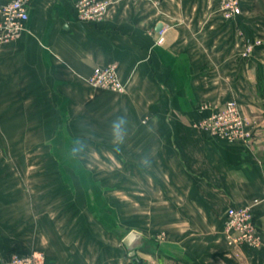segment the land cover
<instances>
[{
    "label": "crops",
    "instance_id": "1",
    "mask_svg": "<svg viewBox=\"0 0 264 264\" xmlns=\"http://www.w3.org/2000/svg\"><path fill=\"white\" fill-rule=\"evenodd\" d=\"M77 1L32 0L27 29L0 46V264L33 250L48 264H264V0L232 20L222 0H112L98 23L76 18ZM110 63L125 93L87 82ZM230 99L249 142L195 125ZM125 111L116 152L109 123ZM256 198L263 245L237 257L226 212Z\"/></svg>",
    "mask_w": 264,
    "mask_h": 264
},
{
    "label": "built area",
    "instance_id": "2",
    "mask_svg": "<svg viewBox=\"0 0 264 264\" xmlns=\"http://www.w3.org/2000/svg\"><path fill=\"white\" fill-rule=\"evenodd\" d=\"M32 0H0V46L16 41L27 29ZM112 5V0H78L74 12L81 22L98 23L103 21ZM221 11L227 20H232L242 13L241 0H222ZM163 36L159 39L161 42ZM261 40L247 44L245 55H250ZM87 82L94 87L108 88L117 93H125L127 85L118 73V64L96 66L87 77ZM196 127L213 136L230 142H249L253 138L249 120L243 116L240 105L235 99L223 103L216 111L196 121ZM264 199V196H263ZM261 199H254L249 205L231 206L226 212L224 234L229 248L237 257L243 256V245L259 248L263 245L260 229L254 220L253 206ZM8 264H48L43 251L13 253Z\"/></svg>",
    "mask_w": 264,
    "mask_h": 264
},
{
    "label": "clouds",
    "instance_id": "3",
    "mask_svg": "<svg viewBox=\"0 0 264 264\" xmlns=\"http://www.w3.org/2000/svg\"><path fill=\"white\" fill-rule=\"evenodd\" d=\"M129 118L127 112L125 111L121 115H117L114 119H112L109 123L111 142L113 145V150L119 152L121 146L125 143L128 133H129ZM87 145L83 140L74 141L72 147L69 149V153L71 158L76 159L80 153H82L86 149ZM143 163L150 166V161L146 158Z\"/></svg>",
    "mask_w": 264,
    "mask_h": 264
},
{
    "label": "water",
    "instance_id": "4",
    "mask_svg": "<svg viewBox=\"0 0 264 264\" xmlns=\"http://www.w3.org/2000/svg\"><path fill=\"white\" fill-rule=\"evenodd\" d=\"M144 235L137 230H132L123 239V243L127 249V257L138 260L137 252L144 246Z\"/></svg>",
    "mask_w": 264,
    "mask_h": 264
},
{
    "label": "rangeland",
    "instance_id": "5",
    "mask_svg": "<svg viewBox=\"0 0 264 264\" xmlns=\"http://www.w3.org/2000/svg\"><path fill=\"white\" fill-rule=\"evenodd\" d=\"M161 236H162V234H161ZM161 238V237H160Z\"/></svg>",
    "mask_w": 264,
    "mask_h": 264
}]
</instances>
